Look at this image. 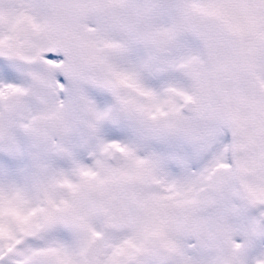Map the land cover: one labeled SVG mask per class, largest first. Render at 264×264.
<instances>
[{
	"label": "snow or ice",
	"instance_id": "obj_1",
	"mask_svg": "<svg viewBox=\"0 0 264 264\" xmlns=\"http://www.w3.org/2000/svg\"><path fill=\"white\" fill-rule=\"evenodd\" d=\"M0 264H264V0H0Z\"/></svg>",
	"mask_w": 264,
	"mask_h": 264
}]
</instances>
